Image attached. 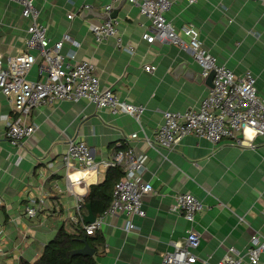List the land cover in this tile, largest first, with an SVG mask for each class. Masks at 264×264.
Instances as JSON below:
<instances>
[{"label": "crops", "instance_id": "0c3cea01", "mask_svg": "<svg viewBox=\"0 0 264 264\" xmlns=\"http://www.w3.org/2000/svg\"><path fill=\"white\" fill-rule=\"evenodd\" d=\"M170 1L164 16L179 35L186 40L180 27L192 24L204 49L218 63L237 76L253 74L257 94L264 100V5L255 0ZM108 3L34 0L50 42L68 34L77 45L64 41L61 53L90 61L101 87L142 105L143 113L138 122L85 99L58 101L31 110L25 120L34 126L33 133L12 144L4 134L6 123L19 121L20 115L0 93V264L32 263L61 226L71 232L82 226L77 200H83L90 184L104 179L109 167L100 164L98 173L73 171L72 180H80L69 185L61 155L70 138L85 141L91 156L100 161L132 147L145 165L138 178L154 190L142 196L144 216L106 218L98 230L104 243L93 253L95 264H163L162 255L173 250V242L183 241L190 225L182 214L169 211L180 192H189L203 203L193 224L200 238L193 264H214L228 246L244 250L254 234L264 236V134L255 136L251 146L228 138L213 144L194 135L181 137L172 148L150 145L147 138H153L163 112L197 107L212 80L200 74L188 51L159 40L147 42L150 21L136 5L119 0L107 14ZM109 17L117 22V34L95 40L89 26ZM28 24L18 2L0 0L4 61L25 52L37 56L25 45ZM39 63L37 57L28 80L43 79ZM134 132L138 136L130 139ZM31 200H37L38 209L27 216L24 209ZM79 212L83 215L82 209ZM243 264L250 263L246 259ZM259 264H264V253Z\"/></svg>", "mask_w": 264, "mask_h": 264}, {"label": "built area", "instance_id": "2783aa9c", "mask_svg": "<svg viewBox=\"0 0 264 264\" xmlns=\"http://www.w3.org/2000/svg\"><path fill=\"white\" fill-rule=\"evenodd\" d=\"M14 1L20 4L21 15L29 20L26 48L36 50L37 56L25 52L4 61L0 54V93L13 103L14 109L20 115L19 121L6 123L4 134L12 144L21 142L33 133L34 126L25 120V116L31 110L58 101L85 99L99 109L105 108L112 114H127L139 122L144 110L142 105L121 100L111 88L101 87L96 68L90 61L76 60L74 53L66 55L61 53L64 41L77 45L68 34L50 42L46 27L39 21V10L35 7L34 0ZM118 1L109 0L104 6L105 12L109 14L112 4ZM126 1L136 5L140 13L150 21V32L145 34L147 42L159 40L174 44L190 53L199 65L202 76L213 73L212 86L197 107L187 108L183 112H163V121L155 129L153 138H147L150 145L172 148L181 137L194 135L213 144L228 138L237 144L251 146L255 136L264 134V100L257 94L255 77L250 71L237 76L226 65L218 63L216 57L204 49L198 31L192 24H183L180 27V31L187 39L180 36L164 16L171 6L170 0ZM255 1L264 5V0ZM67 17L71 18L72 13ZM116 24L117 22L109 17L98 24L90 25L89 29L94 39L100 41L117 34ZM117 39L115 44L118 47L120 39L118 37ZM37 57L40 60L39 71L44 77L41 80H28L26 75ZM145 69L149 70L150 67L146 66ZM137 136L134 132L129 138L134 139ZM61 162L65 166L69 185L80 180H72L73 171H80L83 174L89 171L98 173L100 164L106 167L122 164L124 168L123 176L113 188L110 204L92 222H82L83 215L79 210L82 209L83 200L78 198L77 219L82 222L85 234L90 235L98 231L108 216L145 215L142 196L154 190L149 182L138 178L145 170V165L132 147L117 150L111 160L100 161L91 156L85 141L70 138L61 155ZM48 165L50 167L53 164L49 162ZM173 199L169 211L182 214L190 225L183 241L173 242V250L162 255V263L193 264L197 260L194 251L200 243L193 224L195 215L203 208V203L189 192L177 193ZM37 209V200H31L25 206L24 213L27 216H34ZM130 227L131 222L127 221L125 229L128 230ZM261 237L254 234L249 246L244 250L228 246L222 258L214 264H243L246 259L250 264H259L264 253V236Z\"/></svg>", "mask_w": 264, "mask_h": 264}, {"label": "trees", "instance_id": "16d2710c", "mask_svg": "<svg viewBox=\"0 0 264 264\" xmlns=\"http://www.w3.org/2000/svg\"><path fill=\"white\" fill-rule=\"evenodd\" d=\"M123 174L122 164H117L108 168L101 182L92 183L88 186L83 197L82 212L84 216L87 203H90L94 216L100 215L107 208L112 198L113 188ZM84 234L81 225L73 232L61 226L34 262H22L21 264H95L93 255L71 253L72 250L84 245L82 241ZM85 243L95 252L99 246L103 245V236L98 231L90 235L85 234Z\"/></svg>", "mask_w": 264, "mask_h": 264}, {"label": "water", "instance_id": "95a60500", "mask_svg": "<svg viewBox=\"0 0 264 264\" xmlns=\"http://www.w3.org/2000/svg\"><path fill=\"white\" fill-rule=\"evenodd\" d=\"M212 76H213V73L210 74L209 79L212 80ZM85 207L87 209V214L84 216V222L85 223L92 222L95 219V216L92 213L90 203H87ZM82 241L84 242V245L82 247H80V248L72 250L71 253L72 254H81V255H93L94 249L90 248L85 243V234L83 235Z\"/></svg>", "mask_w": 264, "mask_h": 264}]
</instances>
